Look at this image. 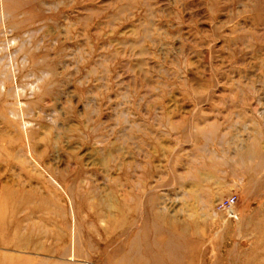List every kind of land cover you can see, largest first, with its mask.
<instances>
[{
    "label": "rangeland",
    "instance_id": "1",
    "mask_svg": "<svg viewBox=\"0 0 264 264\" xmlns=\"http://www.w3.org/2000/svg\"><path fill=\"white\" fill-rule=\"evenodd\" d=\"M153 256L264 264V0H0V264Z\"/></svg>",
    "mask_w": 264,
    "mask_h": 264
},
{
    "label": "bare ground",
    "instance_id": "2",
    "mask_svg": "<svg viewBox=\"0 0 264 264\" xmlns=\"http://www.w3.org/2000/svg\"><path fill=\"white\" fill-rule=\"evenodd\" d=\"M148 213V212H147ZM152 214V213H151ZM154 215V214H153ZM149 217V216H148ZM155 217H161V215L159 214V213H155ZM163 219V218H162ZM166 222V221H165ZM170 223H172L171 222V220H170ZM170 225H172V224H170ZM169 225V226H170ZM174 225V224H173ZM176 225V224H175ZM170 228H172L173 229V226H170ZM170 228H168L167 229V231H170L169 229ZM171 229V230H172ZM175 229V228H174ZM182 229V228H181ZM185 229V228H184ZM165 231V230H164ZM166 234H167V232H166ZM172 234V233H171ZM187 235H188V233H187ZM165 236H167V235H165ZM192 237V236H191ZM166 240V239H165ZM181 240V239H180ZM183 241V240H182ZM179 242H176V240H174L173 239V236H170V238L169 239H167L165 242H163V252H164V255H166V256H168L169 258H171V259H173V260H176L177 259V257H180V255L179 256H176V253H175V249H177L179 246L181 247L183 244H178ZM189 245V244H188ZM160 251L161 250H159V253H160ZM189 251V250H188ZM181 252H183V251H181ZM177 253H179V252H177ZM184 253V252H183ZM188 253V252H187ZM157 254V253H156ZM180 254V253H179ZM190 254V253H189ZM162 255V254H161ZM159 257V258H158ZM158 257H156V256H153L152 258H148V259H146V258H142V262H143V264H150L149 262H152L151 264H160L159 262L161 261L160 260V258H161V256H158ZM188 257H190V255L188 256ZM187 258V257H186ZM195 258V257H194ZM193 258V259H194ZM163 259V258H162ZM168 259V258H167ZM191 257H190V259L187 261L188 263H189V261H191ZM164 260V259H163ZM186 262V263H187ZM193 262V261H192ZM191 262V263H192ZM175 263V262H174ZM178 264V263H177Z\"/></svg>",
    "mask_w": 264,
    "mask_h": 264
},
{
    "label": "built area",
    "instance_id": "3",
    "mask_svg": "<svg viewBox=\"0 0 264 264\" xmlns=\"http://www.w3.org/2000/svg\"><path fill=\"white\" fill-rule=\"evenodd\" d=\"M235 196H231L228 198L223 199L220 203H219V207L220 208H225L228 206H232L235 203Z\"/></svg>",
    "mask_w": 264,
    "mask_h": 264
}]
</instances>
